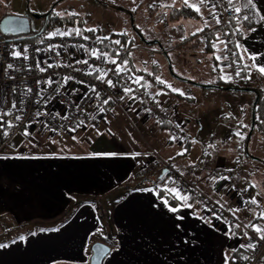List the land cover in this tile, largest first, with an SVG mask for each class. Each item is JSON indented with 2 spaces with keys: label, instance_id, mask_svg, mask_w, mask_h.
I'll return each instance as SVG.
<instances>
[{
  "label": "crops",
  "instance_id": "crops-1",
  "mask_svg": "<svg viewBox=\"0 0 264 264\" xmlns=\"http://www.w3.org/2000/svg\"><path fill=\"white\" fill-rule=\"evenodd\" d=\"M172 3L173 0H166L164 5ZM255 3L264 15V0H255ZM158 8V21L153 30L141 34L143 43L134 49L133 55L132 49L127 48L120 61L122 64L127 60L126 72L143 77L142 82L151 85L154 95L161 90L167 93L155 96L169 114L171 123L158 124L144 114L137 101L125 98L117 110H107L108 114L98 126L83 128L86 131L61 133L50 139L45 134L39 135L38 130L42 128L35 127L29 131V136H9L8 156H5L8 158L0 159V234L3 235L6 228V232H11V228L17 226L26 229L41 226L42 229L36 233L31 229L32 233L23 239L10 242L1 237L0 245L7 247H0V264H63L66 261L88 264L90 238L92 242L101 241L110 246L102 264H225V253L234 258L230 259V264H236L235 256L240 258L247 252L240 247L248 243L244 233L234 229L235 235H225L228 230L224 225L202 210L199 215L210 219L211 223L193 219L191 210L186 209L182 213L185 216L180 222L182 226L177 229V221L159 196L146 190L154 186L133 177L136 169L147 161L148 152L154 149L174 166L178 164L180 172L184 169L192 175L184 174L198 183L206 194L224 204L226 210L243 208V205L231 195L227 183L213 184L209 177H218L239 164L235 171L239 186L247 187V182L253 181L264 190V170L261 169L264 159L256 156L258 152L264 154V137L253 127L254 91L264 87V77L252 70L251 79L246 81L254 90L242 91L215 84L220 79V68L223 67L224 72L227 70L225 61L212 58L215 50L211 44L217 35L215 22L211 21V28L193 36L191 33L203 26L195 11L184 7L181 0H176L172 8L161 5ZM201 11L205 17L209 16L207 9ZM250 27L256 31H248ZM250 27L243 28L235 42L251 53H264V22L252 23ZM149 52L165 55L174 63L168 68L149 61ZM215 55L223 53L215 51ZM241 63L250 64L251 61L245 59ZM257 63L264 64V56ZM155 77L186 95L171 92L158 84ZM216 93L235 94L242 99L235 107V119L237 125L247 119L251 130L246 133L245 127L238 128L245 134L239 143L238 137L233 135L234 130L226 131V140L234 141L235 154L225 157L215 154L210 164L205 165L204 158L195 162L188 158L193 145L191 135L197 141L199 116L204 114L197 101ZM172 125H179L189 135L188 140L170 141L169 135H174ZM136 129L142 133L144 142L135 138L133 131ZM255 134L257 139L253 141ZM247 136L252 137L247 139ZM182 148H187L186 154L177 156ZM238 150H249L246 159L237 156ZM113 153L116 155H109ZM257 192H260L258 188H250V197ZM257 199L264 207L262 194ZM82 200L90 203L83 205ZM75 208L78 209L76 214L60 224V219ZM253 215L247 209L236 214L246 223L264 222L253 221ZM101 224L104 238L99 230Z\"/></svg>",
  "mask_w": 264,
  "mask_h": 264
},
{
  "label": "built area",
  "instance_id": "built-area-1",
  "mask_svg": "<svg viewBox=\"0 0 264 264\" xmlns=\"http://www.w3.org/2000/svg\"><path fill=\"white\" fill-rule=\"evenodd\" d=\"M219 10L222 12V23L220 25L215 24L218 34L220 35L221 39L225 41H232L234 43L238 35H224L225 32L231 33L235 29L231 20L232 13L223 12L222 8ZM56 29H60L61 31L68 30L67 28ZM56 29L48 30L40 36V39L36 43H30L27 45L21 43L11 44L10 37L4 36L0 33V112L11 111L10 115L3 117V120L5 122L12 121L14 124L12 128L6 129L8 131L7 136H4L2 134L3 129H0V157L8 156L9 136L14 134H23L25 130L29 132L35 127H40L48 132L70 133L74 131H70L69 129L75 127L80 120H83L86 126L81 125L76 129V131L80 128L95 127L100 116L99 114L104 113L100 112V107H103L107 110L111 107H117L121 104L122 100L120 97L124 95L123 86L134 89L132 95L137 97L135 101L141 105L142 111L145 115L149 116L156 122L163 121L164 123L162 124L168 123L169 114L160 104L158 105L155 102L157 99L151 89L148 88L146 94V90L144 88H141L131 82V78L138 76L137 74H129L124 72L118 78L113 71H108V78L112 79L117 85L115 88H110L107 86V84L101 83L95 78L99 73L86 75L85 73L88 71V66L76 63L77 60H88V63L93 67L111 70L115 68V65L111 63H105L101 59H97L95 57H90L86 53L85 49L90 50L95 48L98 51L107 53L110 57L116 59L117 63L120 64V59L126 53V49L122 47L115 48V53L117 51L119 52V56L117 57L115 56V53L113 54L110 52V49H104L99 42L91 39L84 33L80 37L73 35L70 37L57 36L52 39H48V34L55 31ZM83 36H87L89 39L84 40ZM233 43L229 44V49L232 51H234ZM53 44L59 45L60 47H57L55 50H48L49 46ZM13 45H15L17 50H20L21 52H23V48L27 46L29 59H13L9 55L13 49ZM78 45H84V48H80ZM219 47L223 48V45H219ZM37 49H41V51H37ZM57 52L60 53L59 56L56 54ZM222 53L223 55H229V59L225 61V65L230 64L231 66L226 67L227 70L225 73L233 77L230 83L236 87H247L246 80L235 76L237 65L236 63H232L234 57L231 56L230 53ZM38 62L40 63L41 67L46 68V71L41 72L36 68V64ZM8 63H12L14 68L9 70L8 73H5V68ZM58 63L61 65L71 64L73 65V68H80L83 69V71L77 72L74 71L73 68L64 66L47 68V64L55 65ZM66 75L73 76L75 79L70 80L64 85V87L60 88V92L57 94L56 88H58L60 84L63 83V77ZM10 77H13L14 79ZM49 78H51L53 81H56V83H52L51 85H48L47 83H41L39 85L37 84L38 80L47 81ZM78 81H83L84 83H79ZM89 86H95L96 90L100 93V100L94 98L95 94L91 92ZM25 88H31L32 93L22 97L21 93L25 90ZM41 88L45 89L43 95L48 97L47 104H44L43 102H36L38 99L36 93L39 92ZM13 89H15V92ZM85 94L93 98L86 99ZM109 97H111L109 104L103 105V99H108ZM21 99H23L22 105L20 103ZM13 101L17 103V109H11ZM77 104L80 105L81 110L76 108L75 105ZM146 109H151V111H146ZM37 111L41 113H50V115H41L37 117ZM56 113H59L60 116L67 115L68 119L62 120L60 117L55 115ZM16 115H20L22 120L16 121ZM26 125L27 129L25 128ZM171 131L175 136L181 138L178 139L179 141H187L189 138V136L184 131L180 130L175 125L171 126ZM146 158L147 161L142 166L138 167L134 172L133 177L136 181L148 182L152 186L163 184L164 181H161L159 177L164 174L165 170H168V176H171L179 181L181 187L185 189H195L196 193L198 194L196 198L205 200L207 206L216 211L217 214L223 218L217 220L222 223L227 230H229L230 224H240V228L234 229L240 231L241 233L247 231L249 237H252L253 239L255 238L256 234L250 228H243V225L247 224L245 221L239 218L236 219L226 209H221L219 205L216 204V200H214L212 196L206 194L198 185V183L186 178L184 175L181 176L178 168H176L168 159L164 158L154 149L148 152ZM238 168L239 164H235L234 167L231 168L233 171L227 172L225 170L221 173V175H228L232 177L230 181H224L229 185V190L232 196H235L241 200L242 198H250V193L248 191L242 193H238L237 191L239 189H243V187H240L238 183L235 182V171ZM233 185L236 186L235 190L232 187ZM200 207L201 209L203 208L202 205ZM203 212L212 215L211 212ZM256 224L264 226V222H256ZM249 242L250 241L248 239V243ZM245 256H248L249 260L245 261L242 258H237L235 259V263L264 264V241H258L255 251L248 249L245 253Z\"/></svg>",
  "mask_w": 264,
  "mask_h": 264
},
{
  "label": "snow or ice",
  "instance_id": "snow-or-ice-1",
  "mask_svg": "<svg viewBox=\"0 0 264 264\" xmlns=\"http://www.w3.org/2000/svg\"><path fill=\"white\" fill-rule=\"evenodd\" d=\"M181 3L184 7L190 8L193 11H195L200 17L201 20L203 21V26L199 27L196 29L195 32L191 33L193 36L197 35L200 32H203L206 28H211L212 24L211 21H214L216 25H220L222 23V12L219 10L222 8L223 12H229L232 13L231 16V20H234L237 24V27L234 29V31H232L231 33L225 32L224 35H238V34H242L243 33V27H242V22H248V23H256V24H260L262 22H264V15L261 14L260 9L257 7V4L255 3V0H181ZM176 4V0H173L172 4L169 5H164L162 4L161 7H168V8H172L174 7ZM226 5V6H225ZM151 7V5H150ZM207 9L209 16L205 17L203 15V12L201 11V9ZM53 14L55 16L61 17L63 18L64 16H77L79 15L76 12H60V11H56L55 9L53 10ZM25 27V22L23 20L20 19H9L7 21H5L3 23L2 26H0V29L4 30V31H13V32H19L22 31ZM83 31H88V32H96L97 29L95 28H89V29H84L81 30L80 28H73V29H68L65 31H61L60 29H56L55 31L51 32L48 34V39H52L54 37H70V36H77L80 37L83 34ZM248 31H256L255 28H249ZM84 40H88L89 37L87 36H83ZM105 40H109V37L105 36V37H97V41L99 43H103V41ZM112 43L116 44V45H120L121 41L120 40H115L112 41ZM233 43L232 41H225L223 39H221L220 35L217 34L215 36V40L212 42L211 47L215 50V51H221L224 53H230L231 56L236 57L237 55L239 56V61L243 62L245 59H247L248 61H251L250 64H244L243 68H240L239 63H237L236 60H233L232 63H237V70L235 72V76L236 77H240L241 79L244 80H250L251 79V72L252 70H255L256 72H258L260 74V76L264 77V64H260L257 63L258 60L261 59L262 56H264V53H251L249 52L247 49L243 48V46L239 43V42H235V49L236 51H232L231 49H229V44ZM219 45H223V48H220ZM57 47H60L59 45H50L48 50H55ZM78 47L80 48H84V45H78ZM37 51H41V49H37ZM86 53L90 56V57H95L97 59H101L103 62L105 63H111L113 65H115L114 69L111 70H105V69H101L99 67H93L92 65H90L88 63V60H77L76 63L77 64H84L88 66V71L85 73L86 75H92L93 73H99L95 78L97 80H99L101 83L107 84L108 87L110 88H115L117 85L116 83L113 82L112 79L108 78V71H113L114 74L119 78L124 72L128 71L126 65L128 64L127 60H124L122 64L117 63L116 59H113L112 57H110L107 53H104L102 51H98L95 48L92 49H85ZM215 51L213 54V57L216 61L218 62H223L229 59V55L225 54V55H215ZM58 56L60 55L59 52L56 53ZM9 55L13 58V59H24V60H28L29 56H28V48L27 46H25L23 48V52H21L20 50H17L16 46L13 45V49L12 51L9 53ZM129 55H131L129 53ZM115 56H119V52L117 51L115 53ZM69 67V68H73V65L71 64H66V65H61V64H47V68H53V67ZM219 66V65H218ZM231 65H225V67H230ZM14 68V65L12 63H8L6 68H5V73H8L9 70H12ZM36 68L41 71L44 72L46 71V68H43L40 66V63L38 62L36 64ZM74 71L80 72L83 71V69L80 68H73ZM213 71H216V68H213ZM221 71V75H220V79L225 81V82H230L233 77L231 75H228L224 72V68L221 67L220 68ZM245 71L247 74L244 76H241V72ZM13 78V77H10ZM14 79V78H13ZM75 77L73 76H64L63 77V83L60 84V86L58 88H56V92L57 94H59L60 92V88L64 87L65 84H67L70 80H74ZM156 82L158 84H162L164 85L166 88H168L171 92L177 93L180 96H185L186 93L180 89L174 88L172 85L168 84L166 81L162 80L160 77H155ZM143 77L140 76H135L131 78V82L133 84L138 85L141 88H144L146 90V94H147V89L151 87L150 84L147 83H143ZM79 83H84L83 81H78ZM214 81H210V83H213ZM41 83H47L48 85H51L52 83H56V81L51 80V78H49V80L47 81H37V84H41ZM90 90L92 93H94V98L97 100L101 99L100 93L96 90L95 86H89ZM13 91L15 92V89H13ZM45 91V89L41 88L39 92L36 93L38 99H37V103H41L43 102L44 104H47L48 102V97H45L43 95V92ZM76 91V90H74ZM123 92L124 95L120 97L121 100H124L125 98L131 99V100H136L137 97L132 95V93L134 92V89H132L131 87H127V86H123ZM32 93V89L31 88H25V90L21 93L22 97L23 96H27L28 94ZM167 93L161 91H158L155 93L156 96L159 95H165ZM85 98L86 99H92L93 97H89L87 94H85ZM154 99V97H153ZM111 100V97H109L108 99H103L102 103L103 105H107L109 104ZM158 105H159V101H155ZM21 105L23 104V99H21L20 101ZM76 108L78 110L80 109V105L77 104L75 105ZM11 109H17V103L15 101H13L12 105H11ZM22 110V109H20ZM100 112H104L106 109L103 107L99 108ZM146 111H151V109H146ZM11 111H7V112H0V129H3V135L7 136L8 135V131L6 129H10L14 126V124L12 123V121H7L5 122L3 120L4 116L10 115ZM41 115H50V113H41L39 111L36 112V116L39 117ZM56 116L60 117V119L62 120H66L68 119L67 115L65 116H60L59 113L55 114ZM231 115V114H229ZM257 119H259V117H257ZM15 120L16 121H20L22 120V117L20 115H16L15 116ZM158 123H164L163 121H157ZM168 123H171V121H168ZM6 125V127H5ZM81 125H85V122L83 120H80L75 127L70 128V131H76V129L78 127H80ZM86 126V125H85ZM177 127H179V125H177ZM240 127H248V125L243 124L242 122L238 125V128ZM25 128L27 129V125L25 126ZM25 136H29L31 135L30 132H28L27 130L24 131L23 133ZM99 134V133H98ZM233 135H235L236 137H238V143L239 141L243 140L245 138V134L241 133L239 130L235 131L233 133ZM73 139H76V137H73ZM178 139H181L175 135H169V140L170 141H176ZM55 142V141H53ZM192 143H196L197 141L192 140ZM208 148H215V145L213 144H209ZM187 152V148H182L179 152H177V156H183L185 155ZM109 155H116V154H109ZM136 155H139V153H137ZM205 155H211L210 152L205 151ZM4 158H8V157H0V159H4ZM169 159H172V157H170ZM179 171V170H178ZM227 172H231L233 171L232 169H226ZM180 175L183 176L184 173L180 172ZM159 179L161 181H164V183L161 184H157L154 185V188H149L146 189L149 192H155L157 194V196H159L161 202L163 203L164 207L167 209V211L171 214H173L175 221H177V223L175 224V227L177 229L181 228V223L184 219L185 216L182 214L184 212V210H191L190 214L192 216L193 219H197L200 220L204 223H211L210 219H206L204 216L199 215V213L201 212V210L206 211V212H211L212 213V217L215 219H223L221 216H219L217 214L216 211H214L213 209L209 208L207 206V203L205 200L203 199H197L196 196L198 195L195 191V189H185L183 187L180 186L179 181H177L176 179H174L171 176H168V170L164 171V174L161 175L159 177ZM197 179H199V177H197ZM209 179L212 181L213 184L218 183L219 181H230L232 179L231 176L228 175H220L218 177H209ZM233 189L235 190L236 186L233 185L232 186ZM258 187V184L253 182V181H248L247 182V187L243 188V189H239L237 190L238 193H242V192H247L249 190V188L255 189ZM163 192V196H160V193ZM261 195V192H257L255 195L251 196L250 198L244 199L242 198L241 203L243 205V208L241 207H236V208H228L227 211H229L230 213H232V215L238 219V216H236L237 213H239L240 211L247 209L249 211H252L254 213L252 220H264V207H261L260 202L258 201L257 197ZM170 200L175 201V205H173L172 203H170ZM216 204L219 205V207L221 209H223L225 207L224 204H222L219 200L216 201ZM203 206V208L201 209V207L198 206ZM257 209H259V211H257ZM241 225L240 224H235V225H229V230L227 233H225V235H235L236 233L234 232V228H240ZM243 228L245 229H251L255 234V238L253 239L252 237L248 236V232L245 231L244 232V236L248 237L249 239V243L241 245V248H244L246 250L251 249L253 251H255L256 247H257V242L258 241H264V226L260 225V224H256L253 223L252 221H249V223L244 224ZM21 239H23V237H21ZM188 241H185V243H187ZM0 247H7V245H0ZM105 250H98V255H102L103 252ZM233 252H235L236 250L233 249ZM242 259H244L245 261L249 260L248 256H242ZM230 259L234 258H230L229 255L227 253H225V264H230Z\"/></svg>",
  "mask_w": 264,
  "mask_h": 264
},
{
  "label": "rangeland",
  "instance_id": "rangeland-1",
  "mask_svg": "<svg viewBox=\"0 0 264 264\" xmlns=\"http://www.w3.org/2000/svg\"><path fill=\"white\" fill-rule=\"evenodd\" d=\"M165 2L166 0H0V23L5 17L8 16L27 18L29 20L31 29L29 35H32L34 31H39L43 26L45 22L44 16H46V14L51 13L52 15H54V9L56 11L65 13L76 12L79 15L64 16L66 18L73 19L72 22L57 23L54 27L67 29L80 28L81 30L95 28L97 29L96 32L83 31V33L96 41L97 37L107 36L109 37V40H105L103 41V43H100L102 46L107 44L109 47L121 46L128 49L131 48V54L133 55L134 49L143 43L141 34H148L153 30L155 23L158 21V18L156 17L157 13L159 12L158 7ZM129 34L131 36H129ZM130 37L133 38V42H131ZM10 39H13V37H10ZM39 39L40 37L23 41L11 40L10 43H21L27 45L30 43H36ZM115 40H120V45L112 43V41ZM150 46L151 45H149V47ZM156 46L160 47L159 45ZM152 50H154V47L150 48V51ZM148 58L149 61L152 60L156 63L159 62L158 64L168 68L171 67L174 63L173 59L172 63L169 62L168 58L165 55L156 56L155 53H153L152 55L151 52H149V54L147 55V59ZM234 95L235 94H225L223 96L216 93L212 96H207L206 99L202 100L201 102L197 101V106L203 110L204 114L199 116L201 123H199V130L197 132V145L193 143L191 147L192 151L188 155V158L192 159L193 162L197 161L198 159L202 161L204 158L206 165L210 164L215 154H219L224 157L232 156L233 154H235L234 152L236 151V147L234 141L232 139L226 140L227 136L225 135V132L229 131V129H232L234 131L238 130L237 120L235 119V107L238 103H240V101H242V99L236 98L237 96ZM117 107H111L110 110L116 109ZM107 110H105L103 114H99L100 116L98 115L99 119L97 120L96 126H98V124L103 119H105L106 115L108 114ZM248 114L249 113L247 112L246 117L248 116ZM243 124L248 125V127H245V130L246 133H249L251 130V126L248 120H244ZM84 129L80 128L79 130L70 133L73 134L76 132L86 131ZM38 131H40V134L38 133L39 135L45 134L49 136L50 139H52V136L54 135H61V133L48 132L44 129H39ZM133 132L135 133V138L140 139L144 142V137L138 129L134 130ZM251 137L248 138L247 136V139H250ZM255 138L257 139L256 134L252 137V140L254 141ZM192 140H195L194 135H191V141ZM209 144L215 145V148H208ZM249 150H238L237 156H242L244 157V159H246ZM205 151L210 152L211 155H205ZM256 156L264 159V154L260 152H258ZM206 160L208 163H206ZM177 166L175 167L177 168ZM179 168H181V165H179ZM261 169L264 170V168ZM182 171L184 172V174L192 176L189 173L187 174V171H185L184 169ZM263 182L264 180L262 181V183ZM257 188L264 197V190L259 187V184ZM248 192L250 193V191ZM233 197L241 203V199H238L235 196ZM80 203L85 205L89 204L90 201L82 200ZM66 211H69V208H66ZM77 211V208L71 210L69 214L60 219V224L66 223V221L70 219L74 214H76ZM31 229L32 232L36 233L42 228L41 226H32L29 229H26L23 226H17L11 228V232H6V228L3 232V235L2 233L0 234V238L6 237V242L14 241L18 238L21 239V237L24 238L28 234L32 233L30 232ZM99 230L101 231V238H104L105 233L103 231V224H101ZM92 241L94 240L90 238L87 248V252L90 253H92L91 248L95 243ZM63 264L71 263L66 261Z\"/></svg>",
  "mask_w": 264,
  "mask_h": 264
},
{
  "label": "trees",
  "instance_id": "trees-1",
  "mask_svg": "<svg viewBox=\"0 0 264 264\" xmlns=\"http://www.w3.org/2000/svg\"><path fill=\"white\" fill-rule=\"evenodd\" d=\"M44 19H45V22H44L43 26L40 28L39 31H37V32L34 31L32 35L25 36L23 38L18 39L17 41L32 40V39L38 38L43 33L47 32L48 30L56 29V27H54V26L57 23L72 22L73 21V19H71V18H66V17L61 18V17L55 16V15H52L51 13L46 14V16H44ZM244 23H246V24H244ZM232 25L234 26V28L237 27V24H236V22L234 20H232ZM251 25H252V23L251 24L250 23L247 24V22H242V27L243 28H249ZM217 34H218V30H217ZM234 43H235V41H234ZM234 43H233V50H234ZM117 47H121V46L109 47L107 44L103 45L104 49H108V50L110 49V52L113 53V54L115 53V48H117ZM124 49H127V48H124ZM234 60H236L237 63H239L240 68H243V65L239 61V59L234 57ZM237 63H236V65H237ZM244 73H245V71H242L241 72V76H244L245 75ZM215 84L222 85L225 88H229V89H237V90H242V91H244V90H254V89H251L249 87H236L233 84H231L230 82H225V81H223L221 79H218ZM254 92L256 94V101H255V104H254V107H253V110H254L253 127H254V129L257 132L262 134L263 137H264V87L262 89L255 90ZM257 117H259V119H257ZM248 191H250V188H249ZM160 196H163V192L160 193ZM170 203L175 205L176 202L170 200ZM235 254L237 255V251L234 253V255ZM243 256H245V255H243ZM237 258L238 257L235 256V259H237Z\"/></svg>",
  "mask_w": 264,
  "mask_h": 264
},
{
  "label": "water",
  "instance_id": "water-1",
  "mask_svg": "<svg viewBox=\"0 0 264 264\" xmlns=\"http://www.w3.org/2000/svg\"><path fill=\"white\" fill-rule=\"evenodd\" d=\"M9 19H20L23 20L25 22V27L22 31L19 32H13V31H4L2 29H0V33L3 34L4 36H9V37H13V39L11 40H18L20 38H23L25 36H28L31 29H30V24H29V20L27 18L24 17H17V16H8L5 17L1 23L0 26L3 25V23ZM98 250H105L103 252L102 255H98ZM91 256L89 259V263L88 264H102L104 258L106 257V255L110 252V246L104 242H95L92 245L91 248Z\"/></svg>",
  "mask_w": 264,
  "mask_h": 264
}]
</instances>
